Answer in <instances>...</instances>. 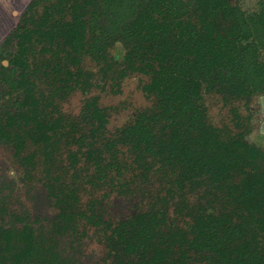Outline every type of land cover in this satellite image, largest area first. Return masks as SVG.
<instances>
[{"label": "trees", "instance_id": "1", "mask_svg": "<svg viewBox=\"0 0 264 264\" xmlns=\"http://www.w3.org/2000/svg\"><path fill=\"white\" fill-rule=\"evenodd\" d=\"M55 1L44 7L35 27L26 14L8 40L10 44L19 39L3 81L14 91L16 82L25 90V100L17 109L22 113L15 122L34 123L36 139L49 142L61 119L57 107L48 106L43 95L35 96L25 77L32 39L42 44L44 57H56L52 69L48 67L51 60L44 58V68L34 71L35 76L40 72L46 83L57 81L62 90L80 76L83 53L107 60V66H116L120 74L139 69L149 74L144 91L152 104L107 141L106 152L114 158L108 167L115 166L117 141L123 140L139 152L143 170L158 167L167 192L184 198L187 190L204 187V195L224 194L230 207L218 213L211 202L189 207L184 199L193 224L170 231L173 239L162 244L154 243L152 237L164 214L143 215L136 242L122 241L126 228L122 223L112 234L117 239L115 264H259L255 257L264 253L258 238L264 234L261 157L253 149H241L239 137L230 130L209 122L204 96L214 93L231 101L264 92V0L253 13L232 0ZM117 42L123 43L126 54L106 52L109 45L119 50ZM72 66L78 71L72 72ZM91 107L88 117L97 122L91 128L95 138L105 120L102 109L95 103ZM13 119L6 118L0 136L19 148L10 132ZM97 154L103 157L104 151L99 149ZM62 197L58 200L65 204ZM72 211L66 203L56 217L66 230L75 228ZM9 252L13 253L9 264H66L58 254L49 256L38 246L28 225L21 230L0 228V264H7Z\"/></svg>", "mask_w": 264, "mask_h": 264}, {"label": "rangeland", "instance_id": "2", "mask_svg": "<svg viewBox=\"0 0 264 264\" xmlns=\"http://www.w3.org/2000/svg\"><path fill=\"white\" fill-rule=\"evenodd\" d=\"M31 1L18 0L11 7L13 14L0 21V80L4 74L1 65H7L17 51V41L8 44L9 37L30 13ZM232 1L247 13L257 10L260 2ZM43 11L44 7L37 9V17ZM32 44L25 77L29 86H33L35 96L43 95L48 106L54 104L58 109L56 115L61 119L49 142L38 141L34 123L15 122L22 113L16 109L17 105L25 100L21 84L16 83L14 91L9 84L0 82V126L12 116L10 132L20 144L17 148L10 139L0 136V228L21 230L28 225L38 246L47 250L49 256L58 254L66 264H115L113 254L117 239L112 234L122 223H126L122 241H137L141 217L150 212L164 214V220L152 237L154 243L162 244L173 239L170 231L186 227L188 222L193 224L184 199L189 207L211 202L218 213L230 210L224 194L204 195V187L187 190L184 198L167 192L166 180L158 167L143 170L139 152L126 141H117L116 164L113 169L108 167L114 158L106 152L107 141L152 104L144 91L149 74L139 69H128L120 74L116 66H107V60H96L83 53L78 65L82 69L80 76L69 89L62 90L57 81L46 83L40 72L35 76L34 71L44 68V58L51 60L48 67L52 69L56 57H44L42 44L36 39H32ZM114 51L120 52V49L109 45L106 50L110 55ZM77 71V66H72V72ZM204 98L209 122L239 137L241 149L255 150L264 169V92L231 101L214 93ZM92 103L103 110L105 120L99 128V137L95 138L91 128L96 127L97 122L92 123L88 117ZM30 107L27 104L26 115L31 113L28 112ZM99 149L104 151L103 157L98 156ZM119 179L123 183H119ZM58 196H63L65 204H70L76 214L74 229L66 230L57 222L56 217L65 209L64 201L58 200ZM80 214L95 218L89 221ZM258 238L264 247V234H259ZM12 255V252L7 253V264ZM255 259L264 264V253Z\"/></svg>", "mask_w": 264, "mask_h": 264}, {"label": "flooded vegetation", "instance_id": "3", "mask_svg": "<svg viewBox=\"0 0 264 264\" xmlns=\"http://www.w3.org/2000/svg\"><path fill=\"white\" fill-rule=\"evenodd\" d=\"M17 2H18V0H0V21H2L3 18H7V16L10 17V14L11 15L13 14V13H10V10H11V7L12 6L14 7L17 4ZM50 3L57 4L58 2L55 1V0H52V1H47V0H44V1L43 0H32L30 2V9H31V11L29 13V21H30L29 23L33 24V26H34L35 21H36V18H37V15H36L37 14V9L42 8V7H45L46 5H48ZM5 11H6V14H5ZM22 22L23 21H21L19 23V25H17V27L13 30V32H11V34L14 33L17 30V28L20 26V24ZM15 41H17V44H16V46H17L19 39H15ZM116 45L119 47L120 52H122L123 54H126L127 53V50H126L125 46L123 45V43L117 42ZM121 49H123V50H121ZM115 53H116V51H114V53L112 55H114ZM1 67H2V70L4 71L5 68H8L9 67V63L7 65L2 64ZM18 73H19V71H18ZM18 73H17V76H19ZM2 76L4 78V74ZM17 76H16L15 79H18ZM3 78H2V80H0V82H3ZM16 109H18V105H17V108ZM133 242H136V241H133Z\"/></svg>", "mask_w": 264, "mask_h": 264}]
</instances>
